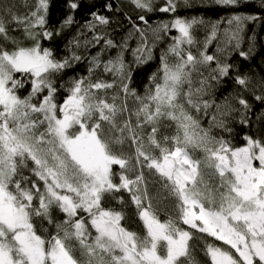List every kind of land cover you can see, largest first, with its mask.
<instances>
[{"label": "snow or ice", "instance_id": "obj_1", "mask_svg": "<svg viewBox=\"0 0 264 264\" xmlns=\"http://www.w3.org/2000/svg\"><path fill=\"white\" fill-rule=\"evenodd\" d=\"M211 2L227 15L151 23L150 14H175L191 0H127L135 18L124 13L130 27L116 42L106 29L123 8L111 3L101 5L110 17L97 0H63V17L53 26L54 0H24L25 15L15 0H0V264H264V135H244L237 146L214 132L251 125L254 102L262 106L255 122L264 129V75L242 73L232 61L234 54L245 61L257 55L256 34L247 32L264 23V0ZM250 5L261 15L245 14ZM81 11L90 19L69 41L71 56L57 58L42 41L79 24ZM197 25L206 30L203 41ZM10 31H22L23 39ZM173 31L138 94L131 87L135 68L148 64ZM101 41L88 58V75L58 85L83 58L75 49ZM111 50L115 55L104 59ZM98 70L112 79H93ZM234 70L239 87L218 99V85ZM162 126L174 131L163 134ZM122 192L142 232L122 224L123 208L110 206L111 199L125 204L116 195ZM164 201L173 211L162 220ZM54 209L62 220H54Z\"/></svg>", "mask_w": 264, "mask_h": 264}, {"label": "trees", "instance_id": "obj_2", "mask_svg": "<svg viewBox=\"0 0 264 264\" xmlns=\"http://www.w3.org/2000/svg\"><path fill=\"white\" fill-rule=\"evenodd\" d=\"M15 3L17 4L16 11L19 15H25L29 12V7H26L24 4V0H15ZM33 3V0H28V4L31 5ZM104 3H111L113 5V8L121 7L123 8V11L121 12H115V18L117 22L113 23L109 28L106 29V31L110 34L111 38L116 41L120 42L122 37L127 34V30L130 27L128 25L127 20L125 19L124 13L128 12V14L133 15V18H135V14L131 11L130 6L127 3V0H97V8H99V11L101 14L107 15V16H113V13L107 12L103 7H101ZM160 4L164 3V0H159ZM191 7H185L181 3V5L177 9V13H154L150 14L148 19L151 23L159 22L160 20L167 21L172 18L173 15H179L181 18H188L191 19L192 17L197 18H203L205 21H214L219 20L222 16L227 15V10L224 8H219L214 5H212L211 0H191ZM65 9L63 7V0H54V6L51 9L50 14V24L53 26H58L59 21L63 17ZM242 11L245 14L250 15H261V10L258 6L250 5L246 7L245 9H242ZM76 20L79 22L77 25H73V27L69 30L64 31L58 36H54L52 40H43L42 46L50 48L54 55L57 56V58H63L65 56H71L70 49H73V45L69 44V41L73 39V36L76 35L77 29L80 25L84 24L87 20L90 19V16L86 14L84 11H81L76 14ZM15 27V26H13ZM196 37L203 41L205 37V28L203 26L197 25L194 28ZM253 31L256 34V53L257 55L248 61L243 60L242 58H238L237 54H234L232 57V61L235 62L237 65V69L242 73L247 74H255L256 76L264 75V23H258V24H251L249 25V30L247 32L248 36H251ZM10 36H14L19 40L23 39V33L22 31H10ZM87 37L90 39L92 33L86 32ZM177 35L175 31L168 34V36L165 37V39L157 44V47L154 49L153 52V59L146 65L136 67L135 71L133 72V78H132V85L131 87L135 88L138 94H143L145 91V87L149 83V77L150 75L156 71V69L159 67L160 64V53L162 49H166L168 44H170L171 37ZM81 42L84 40V36L80 37ZM25 43H30L29 41H25ZM103 41H101L100 45H97L96 47H89L87 51H85L83 44L81 48L75 49L78 54H80L83 58L80 62L74 63L73 67L66 69L58 78L57 84H67V81L70 78H79V77H86L88 75V58L95 55L98 49L102 46ZM130 50L128 53H126L125 59L128 62L132 61V55H131V48L136 47V40H130L129 41ZM10 46V45H9ZM244 50L247 48V41L243 45ZM195 51V49H193ZM215 51V42H213L212 45L209 46L208 53L212 54ZM108 55H115V50H111L109 53L103 57L104 59L107 58ZM99 76L102 79L111 80L112 77L110 74H104L101 70H98L94 76L93 79H96V77ZM235 76V70L233 71L232 75L228 78H225L222 80L220 85H218L216 90V97L218 99H222L224 95H227L229 92L236 90L239 86H237L234 83L233 77ZM23 94H26V90H21ZM112 91V90H109ZM66 95L63 88H61L57 94L58 99L62 101L63 97ZM247 95V94H246ZM249 100H252V97L248 96ZM133 103V100H129V105L131 106ZM261 105L259 103L254 102L253 107V123L249 126H242L239 123H236L233 126V131L231 134L228 133H221L220 130H214L216 134L223 135L226 139H231L232 143L234 145L240 146L244 143L243 136L244 135H264V129L261 128L260 124L255 122V113H258L261 110ZM210 120L209 117H205L202 119V123L204 127L208 126ZM169 121H165L164 124H169ZM174 131L173 127H161V133L163 134H171ZM197 155H202L201 153H197ZM27 174V173H26ZM117 196H123L125 200V204L121 205L117 202L116 199L110 200V206L121 209L123 208L126 216L125 220L122 221V224H124L127 228L135 231L142 232L143 226L140 223L137 215L135 206L131 203V200L128 196V193L122 192L116 194ZM173 209L171 207V202L164 201L159 205V213L160 218L163 220L165 219V216L167 213L172 212ZM53 218L54 220H62L64 218L63 213L59 212L58 210H53ZM43 226L45 228L49 229V232H54V227L47 224V221H43ZM196 256L199 260L202 262L206 261V257H204L203 253L199 250L196 251Z\"/></svg>", "mask_w": 264, "mask_h": 264}]
</instances>
